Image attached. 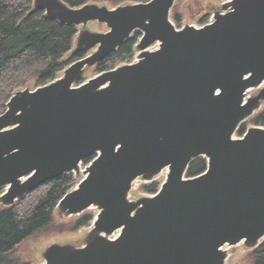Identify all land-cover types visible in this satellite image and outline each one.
<instances>
[{
	"label": "water",
	"instance_id": "95a60500",
	"mask_svg": "<svg viewBox=\"0 0 264 264\" xmlns=\"http://www.w3.org/2000/svg\"><path fill=\"white\" fill-rule=\"evenodd\" d=\"M32 1L47 18L82 28L62 75L14 91L0 114V205L80 173L56 208L64 217L97 209L83 245L51 243L44 264H225L224 246L256 249L264 127L234 134L264 102V0H227L209 23L179 29L170 20L175 0ZM93 21L107 31L87 29ZM134 32L136 61L83 81ZM197 157L205 171L185 177ZM165 168L157 193L129 200L132 181L151 182Z\"/></svg>",
	"mask_w": 264,
	"mask_h": 264
},
{
	"label": "trees",
	"instance_id": "16d2710c",
	"mask_svg": "<svg viewBox=\"0 0 264 264\" xmlns=\"http://www.w3.org/2000/svg\"><path fill=\"white\" fill-rule=\"evenodd\" d=\"M68 6L78 7L85 3H135L148 0H63ZM177 22V17L173 18ZM76 33L74 26L61 24L45 16L42 10H34L32 0H0V114L14 91L29 82L35 87L54 80L69 63L63 57L70 51ZM140 36L136 32L118 49L100 61L96 73L129 62ZM251 125L264 126V107L248 119ZM243 124L237 131L241 136ZM91 157L83 159L86 164ZM206 160L197 157L191 161L186 177H193L206 169ZM74 185L73 174L51 179L28 192L11 207L0 205V264H31L14 255V249L25 239L52 223L53 211L62 196ZM158 183L142 186V191L153 194ZM92 215L82 214L76 227L88 225ZM250 264H264V240L249 254Z\"/></svg>",
	"mask_w": 264,
	"mask_h": 264
},
{
	"label": "rangeland",
	"instance_id": "374dc122",
	"mask_svg": "<svg viewBox=\"0 0 264 264\" xmlns=\"http://www.w3.org/2000/svg\"><path fill=\"white\" fill-rule=\"evenodd\" d=\"M226 0H175L174 5L170 10V20L174 24L175 28L179 29L185 24H190L195 27H201L204 24H207L210 19H212L213 12L220 8L221 3L225 2ZM97 4L106 5L108 8L115 7L117 5H122L124 3H102L98 2ZM174 17H177V22L174 21ZM82 27H76L77 31H79ZM86 28L90 31H98V32H105L107 31L106 26L103 23H97L96 21L89 22L86 25ZM136 32H134L135 34ZM75 33L71 50L74 48ZM76 36V37H75ZM71 50L64 55L63 61L69 63V59L71 60ZM92 50L84 53L87 55ZM137 57V53H134L132 58L129 62L131 63ZM73 60V59H72ZM124 63H120L121 65ZM117 65V66H118ZM96 74L95 67H90L86 69L85 76L83 81L87 80L88 78L94 76ZM62 75V70L58 73L57 77ZM24 87L34 88L35 85L33 82H29ZM22 87V88H24ZM257 92V89H252L250 93L254 94ZM262 107H264V102L262 103ZM245 128L252 126L249 121L247 120L244 122ZM237 136V134H236ZM86 164L82 163L80 168H84ZM166 169H163L154 179L153 182L158 183V187L164 181L166 176ZM74 185L82 178V175L79 173L74 175ZM152 182V183H153ZM151 182H146L149 184ZM143 182L139 184L137 191H134L130 194L129 198L134 200L140 196L148 195L142 191ZM4 191V189H0V192ZM97 209L95 207H90L83 211L79 215H72L68 217H64L60 211L55 208L52 215V223L47 226L46 228L38 231L37 233L31 235L27 239H25L22 243H20L14 249V255L19 258L23 262H29L31 264H44V260L41 256L42 250L51 243H69L75 246H81L84 243V238L88 231L91 228V222L88 225L82 227H76L75 222L76 220L85 213L95 216ZM226 250L228 252V256L226 258L225 264H250L249 254L251 253V248L246 247L242 242H239L233 246H226Z\"/></svg>",
	"mask_w": 264,
	"mask_h": 264
}]
</instances>
